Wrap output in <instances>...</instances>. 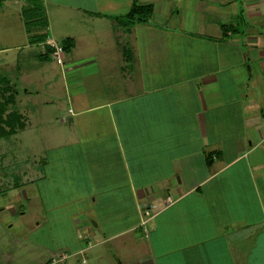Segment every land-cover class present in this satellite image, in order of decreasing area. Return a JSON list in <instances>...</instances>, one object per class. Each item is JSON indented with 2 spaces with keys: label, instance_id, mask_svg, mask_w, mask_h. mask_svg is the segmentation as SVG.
Segmentation results:
<instances>
[{
  "label": "crops",
  "instance_id": "1",
  "mask_svg": "<svg viewBox=\"0 0 264 264\" xmlns=\"http://www.w3.org/2000/svg\"><path fill=\"white\" fill-rule=\"evenodd\" d=\"M31 1L46 23L31 35L46 34L48 46L72 40L63 57L77 92L71 128L95 109L108 113L93 139L74 144L89 161L120 163L110 174L122 175L117 182L97 190L106 200L113 192L97 213L100 224L87 209L70 216L75 231L65 248L78 264H89L78 245L130 235L109 248L111 264H264V0H0L1 12L19 14L27 47L47 50L30 41L21 18ZM135 3L152 13L125 27L118 18ZM12 27L0 33L12 36ZM102 74L112 81L102 94L83 90L84 80L88 87ZM11 114L17 120L7 138L27 127L23 114L3 116ZM3 207V216L19 217L13 205ZM73 240L80 244L69 246ZM45 249L38 264H71V255Z\"/></svg>",
  "mask_w": 264,
  "mask_h": 264
},
{
  "label": "rangeland",
  "instance_id": "2",
  "mask_svg": "<svg viewBox=\"0 0 264 264\" xmlns=\"http://www.w3.org/2000/svg\"><path fill=\"white\" fill-rule=\"evenodd\" d=\"M8 10L0 11V14L5 13L0 16V30L5 23L8 27L11 24L15 27L9 31L12 36L6 37V32L0 33V102L8 101L13 95L12 104L7 108V104H4L2 108L5 114L15 111L25 115L27 127L9 138L0 137V203L5 206V211L7 206L13 205L19 216L17 219L12 214L3 216V210H0V264H38L48 254L47 247L56 252L72 254V248L65 247L71 242L70 236L75 231L70 219L73 209H87L95 221L92 224H100L101 216L97 213L113 192L107 194L109 198L106 200L97 190L113 184L112 180L117 182L122 175L110 176L120 163L105 166L96 157L89 161L82 147L74 144L77 138L93 139L92 134L99 131L97 128L104 120L106 124L109 120L107 110L95 109V112L85 116V121L79 123L77 129L71 128L72 116L68 110L73 104L71 97L75 99L77 92L71 90L73 73L65 64L63 57H66V53H63L62 64H59L53 52L47 53L41 46L30 50L26 45L25 30L18 21L19 14L13 9ZM23 12L21 18H24ZM54 35H50L53 40L61 42ZM31 51L36 55H30ZM42 51L49 59L40 60L38 55ZM104 77L102 74V77L92 80L88 87V80H84L83 90L88 88L91 92L95 91L96 96L102 94L103 89L112 82ZM27 90L33 94H27ZM152 98L154 100V96ZM98 103L90 102L87 106L93 108ZM13 118V122H16L17 118ZM4 127L8 131L9 126ZM99 142L101 144V140ZM23 188L27 190L29 199L19 200ZM93 198L97 199L96 205ZM119 228L121 225L116 226V229ZM133 236L114 240L115 247L112 242L106 245L89 244L91 249L78 245L77 249L86 248L83 259L86 258L89 264H111L109 248L120 249L119 245H124L123 241ZM76 244H80V241L73 240L69 246L74 248ZM72 259L71 255L68 262L78 264L77 259Z\"/></svg>",
  "mask_w": 264,
  "mask_h": 264
},
{
  "label": "trees",
  "instance_id": "3",
  "mask_svg": "<svg viewBox=\"0 0 264 264\" xmlns=\"http://www.w3.org/2000/svg\"><path fill=\"white\" fill-rule=\"evenodd\" d=\"M33 3H35L34 7L30 8V9H24V19L26 21V31L31 35L32 33H34V29L36 28H44L46 26L45 23V18H44V14L43 11L41 9V5L39 2L37 1H31ZM152 13V7L150 5L148 6H140L138 4H134L131 11L125 16V17H120L118 18V21L123 24L125 27H130L133 23L135 22H141L144 23L148 20V18L150 17ZM47 39V35L46 34H38V35H31L30 37V41L32 43H45ZM47 47V53H52L54 52L53 49L48 46L46 43L44 44ZM72 46V40L71 39H67L64 43V45H62L64 50H70ZM47 54L40 56L41 59L45 60L47 58ZM7 101H5V103H1L0 104V137H6L9 136L10 134L14 133L15 127L14 125L16 124V122L14 121V118H17L16 114H11L8 117H4V109L2 107H4L6 105ZM5 104V105H4ZM7 124L9 125L8 131H6L5 129H3V124Z\"/></svg>",
  "mask_w": 264,
  "mask_h": 264
},
{
  "label": "built area",
  "instance_id": "4",
  "mask_svg": "<svg viewBox=\"0 0 264 264\" xmlns=\"http://www.w3.org/2000/svg\"><path fill=\"white\" fill-rule=\"evenodd\" d=\"M50 46H51V48L53 49V55H54V57L56 58V60H57V62L59 63V64H62V59H61V57H62V53L64 52V49H63V47L60 45V44H58V43H55V42H53V41H48L47 42ZM147 215H149V213L147 212ZM145 225H147V222H145L144 223V226Z\"/></svg>",
  "mask_w": 264,
  "mask_h": 264
}]
</instances>
